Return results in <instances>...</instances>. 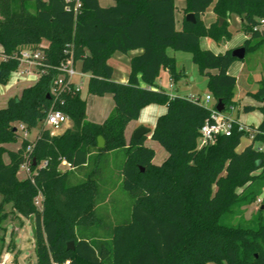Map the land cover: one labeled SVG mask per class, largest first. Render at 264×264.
<instances>
[{"label":"trees","instance_id":"1","mask_svg":"<svg viewBox=\"0 0 264 264\" xmlns=\"http://www.w3.org/2000/svg\"><path fill=\"white\" fill-rule=\"evenodd\" d=\"M211 5L216 19L206 25L201 15ZM174 10L173 0H115L109 6L98 0H0V84L20 64L22 49L42 53L37 79L0 108V231L5 203L15 216L33 217L36 264L66 259L69 264H264V208L249 219L238 210L264 189V170L255 174L264 167V150L256 149L264 145V83L248 92L262 104L241 106L262 114L256 126L249 125L256 129L249 143L237 149L249 133L233 124L229 135L198 146L200 128L217 100L224 111H240L233 99L236 76L229 72L238 59L231 49L201 48L200 38L228 42L227 19L235 14L242 18L246 53L251 40H264L253 30L264 0H186L179 30ZM189 12L193 22L185 19ZM167 48L191 54L207 77L212 106L156 87L161 69L174 82L184 74ZM132 49L141 52L130 59L127 81L114 80L108 58ZM68 56L88 74V94L112 95L113 108L100 123L86 118V99L73 82L58 96L50 94L58 65ZM152 103L166 107L150 133L167 152L159 164L153 163L155 150L144 144L146 135L127 142L124 133ZM51 108L71 121L59 134L43 124ZM18 124L27 132L36 129L35 137L23 136ZM98 135L104 139L101 148ZM18 138L16 150L1 146ZM62 161L68 163L64 169ZM23 163L28 174L19 178ZM117 187L129 203L109 212L103 202ZM3 240L2 233L0 256Z\"/></svg>","mask_w":264,"mask_h":264},{"label":"rangeland","instance_id":"2","mask_svg":"<svg viewBox=\"0 0 264 264\" xmlns=\"http://www.w3.org/2000/svg\"><path fill=\"white\" fill-rule=\"evenodd\" d=\"M102 3H104V1ZM236 16L239 17L235 14L230 15L231 18ZM233 23L234 25H239V27L241 28V23H238V21H234ZM258 41L259 39L251 40V47L245 53L244 57L242 59L235 60L229 68V71L234 72V74H236V82L233 87V99L235 101H238V103L239 101L243 104L247 102H250V104L260 103L259 100L251 97V95L248 94V92L254 91L259 86V84H261L262 82L264 83V40H261L259 42ZM238 45L239 44H237L236 46ZM187 53L189 52L180 51V54ZM184 67V74L178 76L175 79L176 90L173 89L168 91L167 89L166 91H171L173 93L177 91L179 95H197L200 97H204L205 94H210L209 89L207 87V77L199 73L197 65L192 61L191 58L188 60L187 64H185ZM76 69H78V65H76ZM37 77L38 72L35 64L20 61V64L17 66V68L8 75L6 83L0 84V108L6 105L8 97L18 95L20 93L21 88L30 85L32 81H35L37 79ZM87 79L88 74H84L82 76H74V80L79 85L81 96L86 99L88 107H91V109L93 110H97L99 107V101H97V98H99L100 96L87 93ZM104 96H109V102H113V98L110 93H106L104 94ZM92 100H96L97 103L92 102ZM213 103L214 98L212 97L209 104L211 105ZM104 107H106V105ZM110 107L113 108V105H110ZM235 112L233 111L232 113L235 114ZM239 113L241 116L243 115V117L246 119H250L253 117V114L244 112L242 109L239 111ZM70 126L71 121L68 120V124L64 127V130H66ZM64 130L58 132V134L63 132ZM35 135L36 129H31L27 133L26 137L29 139H33ZM247 142L249 143L250 140L245 137V139L241 140V143L237 147V149L243 147L245 144H247ZM147 143L151 144V147H153L155 150V161L162 162L165 159L162 158V155H167V152L155 140L151 141L148 139ZM20 144L21 138H18V140L14 142L2 143L1 146L5 148H10L11 150H16L18 149ZM3 160H8L7 154L3 155ZM66 167L67 166L65 164H61L60 166L61 169H64ZM262 170H264V167L257 169L255 171V174L261 172ZM22 171L21 169L18 171L20 177L27 175L26 173H24V171ZM237 190L240 192L242 188H238ZM260 197L261 199L259 202L258 198ZM263 199L264 189L254 201L241 205L238 210H241V214L244 218L249 219L258 213L259 207L262 206L261 201ZM128 203V194L120 187H117L113 191V194L110 197V201L103 202V205L108 209L109 212H111V210L114 208H120L124 210L125 206ZM3 210L7 212V216L1 222L2 225L5 227V230L4 232L0 231V234H4L2 252L0 256V264H36V255L33 243V217H25L23 215L15 216L11 212L9 203H5L3 205ZM224 264L227 263L224 262Z\"/></svg>","mask_w":264,"mask_h":264},{"label":"crops","instance_id":"3","mask_svg":"<svg viewBox=\"0 0 264 264\" xmlns=\"http://www.w3.org/2000/svg\"><path fill=\"white\" fill-rule=\"evenodd\" d=\"M104 1V3H102ZM98 0V2L100 3V5L102 6H109L111 4H113L115 2V0ZM174 2V6H175V10H174V15H175V28L177 30L181 29L182 26V20L184 17V12L183 9L186 7V0H173ZM201 19L202 21L206 24L209 25L210 23L214 22V20L216 19V16L212 10V5L209 6L206 11L201 15ZM229 21V30L231 31V38L228 42L221 44V45H217L214 41L208 39L207 37H201L200 38V47L201 48H208L211 49L215 52H223L226 49H232L235 47H238L239 45L242 44V42L244 41V39L246 38L245 34L241 31L239 25H234V21H238V23L242 22V18L241 17H233L231 18L230 16L227 19ZM237 44H239L238 46H236ZM216 45V46H215ZM2 48L0 46V52H1ZM141 52V49H132L129 50L126 53H122L119 51H115L113 52L110 57L108 58V63L112 66L113 72H112V78L116 81H121V82H126L128 79V73H129V63H130V59L139 54ZM166 52L169 56H172L175 59L176 62V67L177 69H182L184 70V66L185 64H187L188 60L191 58L190 53L187 54H180V51L178 50H173L171 48H167ZM185 55V56H183ZM187 55V56H186ZM1 56V55H0ZM0 59H2V57H0ZM231 74H234V72L229 71ZM236 76V74H234ZM169 74L167 72L166 69H161L159 76L156 79V84H159L164 90H176L175 88V82L173 81L172 86H169ZM34 81H32L31 83H33ZM141 85H143V82H140ZM22 89V88H21ZM21 91V90H20ZM167 91V92H168ZM170 95H179L178 92H168ZM183 96H187V95H183ZM99 101V107L97 110H93L91 109V107L89 108L87 103H86V118L92 122H97L100 123L102 122L104 119H106L108 117V114L110 113V110L112 107H110V105H113V102H109L110 98L109 96L105 97L100 96L99 98H97ZM97 101L92 100V102L97 103ZM112 101V100H111ZM254 105V106H260L261 102L259 104H253L250 102L247 103H241L239 101V109L241 110V106L243 105ZM106 105V107H104ZM166 110V107L164 105L161 104H156V103H152V104H148L146 106H144L139 113V116L137 119L130 121L126 128H125V138L127 140V142L129 141V139L132 136L133 131L140 125H144L150 128V132L146 135V138L144 140V144L147 146L151 147V144L147 143V140H151L150 138V133L151 130L154 127L155 121L157 116H159L160 114L164 113ZM235 112V111H234ZM249 114H253L252 118L250 119H246L243 117V115L241 116L240 113L238 112V114H233L232 115L234 117H237L240 121L246 123V124H253V125H257L262 118V114L258 109H255L253 111L248 112ZM20 132V131H19ZM245 139V138H242ZM248 143V142H247ZM153 148V147H152ZM242 148V147H241ZM240 148V149H241ZM10 149V148H9ZM154 149V148H153ZM166 154L162 155V158H166ZM155 157V156H154ZM8 161V160H5ZM153 163L155 164H159L161 162H157L155 161V159L153 158ZM63 164V163H62ZM22 171V170H21ZM23 172V171H22ZM25 173V172H24ZM26 175H24L23 177L19 176L18 173V177L19 178H24ZM31 217V216H30Z\"/></svg>","mask_w":264,"mask_h":264},{"label":"built area","instance_id":"4","mask_svg":"<svg viewBox=\"0 0 264 264\" xmlns=\"http://www.w3.org/2000/svg\"><path fill=\"white\" fill-rule=\"evenodd\" d=\"M253 30H257L260 33L264 34V11L261 16L257 18L256 24L253 26ZM20 61L28 62L36 64V60L42 56L40 50H32V49H22L19 52ZM58 69L60 73L53 79V82L50 87V94L52 96H58L64 90H66V83L73 82L75 89H80L77 82L74 80V76H82L85 73L81 72L79 69H76L72 59L70 56L62 59L58 65ZM169 86H172L173 80L169 76ZM156 87L162 88L159 84H156ZM188 98L195 102H200L201 104L210 105V100L212 96L210 94H205L204 97H200L197 95H187ZM235 111L234 107H230L228 111H218L216 108L211 109L209 117L205 120L203 125L200 128V134L198 137V146H204L208 143H213L218 135H229L232 131L233 124H236L239 129L246 130L249 135L246 137L250 141L252 140L254 133L256 132L255 128H250V124H246L240 121L237 117L232 115V112ZM69 117L63 113L58 108H51L45 119L44 126L47 127L51 133H58L64 130V127L68 124ZM256 126V125H255ZM18 130L23 136H27V131L24 129L22 124H18ZM256 149L258 151L264 150V145H256ZM63 164L68 166L66 161H62ZM20 169L23 170L26 174H28V165L23 163L20 166ZM41 193L38 192L37 196L34 198V203L36 206H39L41 203ZM260 198L258 201L260 202ZM53 264H69V260L66 259L61 262H55Z\"/></svg>","mask_w":264,"mask_h":264},{"label":"water","instance_id":"5","mask_svg":"<svg viewBox=\"0 0 264 264\" xmlns=\"http://www.w3.org/2000/svg\"><path fill=\"white\" fill-rule=\"evenodd\" d=\"M185 19L188 21H194V14L192 12H189L185 15ZM222 21V18H219V22ZM231 55L235 58L242 59L245 55V47L243 45H240L238 47L232 48L231 49ZM49 96V95H47ZM264 101V99H263ZM215 108L218 111H222L224 109L223 103L221 102V100H217L216 104H215ZM150 132V128L144 125H140L138 126L132 133L133 138H140L143 135H147ZM104 146V139L102 138L101 135L97 136V147H103ZM261 208H263V205L261 206ZM69 247L68 248H73V243L70 241L68 243Z\"/></svg>","mask_w":264,"mask_h":264}]
</instances>
